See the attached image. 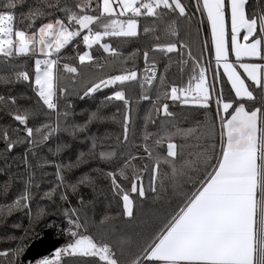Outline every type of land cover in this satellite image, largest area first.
<instances>
[{
	"label": "snow or ice",
	"instance_id": "obj_1",
	"mask_svg": "<svg viewBox=\"0 0 264 264\" xmlns=\"http://www.w3.org/2000/svg\"><path fill=\"white\" fill-rule=\"evenodd\" d=\"M251 3L0 0V72L4 73L0 84L26 83L32 93L0 95V109L15 122L0 125L5 151L25 146L20 189L10 201L8 186L0 189V223H7L15 213L27 218V226L15 222L12 227L18 232L4 237L10 243L0 251V264H22L29 239L49 215L44 206L33 208L41 189L35 170L45 166L55 168V183L39 198L55 204L58 197L66 205L59 226L65 243L35 264H68L65 257L92 258L86 264H264V106L248 107L256 99L255 92L264 98V2L255 0L249 11ZM24 7L27 11L19 13L24 23L21 29L17 10ZM194 19L196 38L192 40L188 38ZM149 20L151 25L142 23ZM141 28L154 41L143 51L144 68L135 64L124 68L126 59L137 53L122 59L123 53L105 42L106 38L139 39ZM181 29L185 39H181ZM81 42L85 49L98 46L110 59L100 64L90 51L80 54L77 46ZM69 45L77 50L80 66L86 62L99 68L121 65L120 74L96 77L86 86L81 99L104 89L111 95H104L83 123L69 121L72 106L66 100L67 88L62 86L63 73L75 76L79 72L69 63L61 65V51ZM197 45L198 53L193 50ZM170 54L177 57L178 82L167 75L174 62ZM20 60L25 61L23 66L17 62ZM28 60L33 61L30 69ZM160 63L163 72H158ZM126 83L139 84V99L151 104L144 115L143 154L117 153L103 143L110 135L98 137L90 130L94 123H120L122 141L120 136L116 140L128 142L133 102L124 90ZM114 101L123 105L120 121L115 114L104 113ZM169 102L172 107L189 106L203 120L197 118L195 127L177 126ZM149 123L156 126L155 132L147 131ZM61 134L68 140L61 139ZM176 137H195L194 150L185 153L183 145L173 142ZM54 139L55 147H49ZM165 142L166 152H162ZM77 143L87 150L67 163L38 157L45 147L52 156H62ZM29 155L37 159L35 165ZM89 160L104 166L93 171L102 172L110 181L115 197L123 202L125 217H133V194L141 199L146 196L144 172L149 173V190L156 199L157 185L164 192L170 190L172 199L146 212L136 233L118 234L112 226L114 217L90 218L82 197L78 206L72 205L68 193L75 196L78 186L92 187L95 179L82 173L73 183L64 173L80 169ZM129 173L130 188H125L118 178L129 181Z\"/></svg>",
	"mask_w": 264,
	"mask_h": 264
},
{
	"label": "trees",
	"instance_id": "obj_2",
	"mask_svg": "<svg viewBox=\"0 0 264 264\" xmlns=\"http://www.w3.org/2000/svg\"><path fill=\"white\" fill-rule=\"evenodd\" d=\"M188 2V0H185ZM264 2V0H262ZM255 7V0H252L248 10L252 11ZM27 11V8H20L17 10V27L23 29L24 23H21V17L19 15L20 12ZM143 24L151 25V21H144ZM196 28V20L192 21V35L188 39L194 40L196 38L195 33ZM159 34V33H157ZM183 29H181V39H185ZM201 41L204 39L203 33L200 36ZM111 44L112 47H115L117 50L123 53L122 59L125 57H129L130 53H137L135 56H132L126 59L123 64L124 68H130L134 64L135 66L142 70L144 68L143 62V51L146 48H150L153 44V37L150 35H145L141 28V33L139 39L132 40H124L123 38H114L106 41ZM163 42V38H162ZM79 53L82 54L83 51H90L93 57L98 63L103 64L106 59H110L108 54L104 53L102 49L98 46L94 45L92 49H85L82 42L77 46ZM137 50H139L137 52ZM194 52H199V45H197L194 49ZM61 65L63 63H69L73 66L78 67L79 72L77 75L73 76L72 74L63 73L65 79L62 81V86L67 88L66 100L71 104V112L72 115L69 116V121L74 123H83L87 119V115L90 111L95 110L96 106L99 104L100 100L103 99L104 95H111V91L109 89H104L103 92H98L93 96L84 97V91L86 90V86L92 81V79L96 77H104L106 75L111 74H120L121 65L117 64L114 67H105L99 68L94 67L92 64L86 62V66H80L78 60V52L73 48V46L69 45L65 49L61 51ZM159 55V54H158ZM173 55V63L171 65L170 70L168 71V78L170 81L175 80L179 81V71L178 67L175 63L177 57ZM22 66L25 64L24 60L17 61ZM167 63L165 59L163 61ZM33 64L32 60L27 61V66L29 69ZM158 72H163L164 67L163 63L157 65ZM19 70H24L23 67ZM62 71V69H61ZM0 75H4L3 72H0ZM15 79L14 77H12ZM147 87V86H146ZM124 90L130 98L133 108V124L130 125L129 128V139L128 142L118 143L116 140L117 136L121 137L122 141V125L120 123H112L111 121L105 124L94 123L90 126V130L92 134L97 135L98 137H107L111 136V139H104L103 143L105 147L111 146L116 149L117 153H128L131 152L133 155L143 154L142 145L144 143L143 136L145 132V122L144 115L147 110L151 107L149 101H141L139 99L140 96V88L137 83H126L124 85ZM14 95L19 96L21 94L31 96L32 93L30 89L27 87L26 83H14V84H0V95ZM149 95H154L152 92ZM255 101L249 102L248 107H261V94L259 91L255 92ZM20 103H25L24 101H20ZM170 103V110L173 111L175 115V122L177 126L181 128L195 127V120L197 118L203 120L202 114L192 110L189 106H176L172 107ZM34 106V105H33ZM65 106V99L62 98L60 101V107L63 109ZM117 108L120 109L117 112ZM123 105L122 102L114 101L109 104L108 108L104 110V113L108 116H112L115 114L117 121L122 120L123 114ZM55 117H53V120ZM0 125H15V122L11 120L10 117H7L3 109H0ZM31 126V122H30ZM157 130L156 126L149 123L147 125V131L155 132ZM219 126L217 125V145L219 143ZM63 140H68V137L64 134L60 136ZM56 140L54 139L49 147H55ZM151 142V141H149ZM178 146L183 145V151L185 153L189 151H193L192 147L197 143L195 137L189 138L187 140L182 139L180 137H176L173 140ZM86 147L79 143L74 144L73 148L62 156H52L51 153L48 152L47 147L38 151V157L43 155L47 156L50 161L55 160L56 162L63 161L67 163L69 159L75 160L76 155L79 151H86ZM99 150V147H98ZM162 152H166V142L163 147L160 149ZM25 146L19 145L14 148L13 151L7 152L5 151V145L2 140H0V189L4 186H8L10 201L14 198V195L17 193L18 189H20V180L21 177L25 175V165L23 162ZM29 161L32 165H35L37 159L33 158L29 155ZM146 162V161H145ZM137 164H141V161H136ZM103 165L98 164L95 161L89 160V162L85 165H82L80 169H75L73 172L68 173L65 172L64 175L70 182H75V180L82 174L88 173L94 177L95 183L92 187H86L84 185L78 186V191L75 196L71 193H68L73 206H78L77 200L82 197L83 200L88 204L87 212L90 218L98 221L105 215L114 217L112 221V226L116 229L117 233H127L134 234L140 230L141 222L145 219V213L153 208H160L166 205L167 201L172 199V193L169 190L168 192H164L159 189V199L155 198V194L149 190V173H143V185L146 190L145 198L141 199L136 194H133L134 200V208H133V217H125L123 216V202L119 200V198L115 197V194L111 190L110 181L106 179L102 172H94L95 168H103ZM108 170L107 168L104 169ZM36 179L41 185L40 193L37 195L36 200L33 202V208L37 205L44 206L47 208L49 215L45 217V220L41 222L36 228L35 234L29 239L28 246L32 241L39 239L42 236V232L46 229H49L51 233L57 237L61 238L63 241L59 247L63 246L65 243V237L62 236L59 232V226H62L63 216L62 209L66 206L62 204L58 197L57 202L55 204L47 201L41 200L39 195H42L43 191H47L52 184L55 183V168L52 166H45L42 169H36ZM130 180L131 173H129V181H119L122 183V186L125 188H130ZM33 191H36L33 189ZM3 201V198H0V202ZM22 221V223L27 226V218L22 217L21 214L15 213L13 216L9 217L7 223H0V251H4L9 243L4 237L10 234L17 233L18 230L12 227L13 223ZM55 224V227H49V225ZM27 246V247H28ZM27 249V248H26ZM68 264H86L87 261L92 258H82V257H65ZM23 264V263H22ZM27 264H35V261L28 262Z\"/></svg>",
	"mask_w": 264,
	"mask_h": 264
},
{
	"label": "water",
	"instance_id": "obj_3",
	"mask_svg": "<svg viewBox=\"0 0 264 264\" xmlns=\"http://www.w3.org/2000/svg\"><path fill=\"white\" fill-rule=\"evenodd\" d=\"M62 241L61 238L55 237L49 229L44 230L42 236L32 241L27 247L24 255L21 257L22 263L27 264L46 256L50 252H53L56 247H59Z\"/></svg>",
	"mask_w": 264,
	"mask_h": 264
},
{
	"label": "crops",
	"instance_id": "obj_4",
	"mask_svg": "<svg viewBox=\"0 0 264 264\" xmlns=\"http://www.w3.org/2000/svg\"><path fill=\"white\" fill-rule=\"evenodd\" d=\"M264 105V98L261 99V106Z\"/></svg>",
	"mask_w": 264,
	"mask_h": 264
},
{
	"label": "built area",
	"instance_id": "obj_5",
	"mask_svg": "<svg viewBox=\"0 0 264 264\" xmlns=\"http://www.w3.org/2000/svg\"><path fill=\"white\" fill-rule=\"evenodd\" d=\"M264 106V105H263ZM52 252H50L49 254H47V256H50Z\"/></svg>",
	"mask_w": 264,
	"mask_h": 264
},
{
	"label": "rangeland",
	"instance_id": "obj_6",
	"mask_svg": "<svg viewBox=\"0 0 264 264\" xmlns=\"http://www.w3.org/2000/svg\"><path fill=\"white\" fill-rule=\"evenodd\" d=\"M40 58H42V57H40Z\"/></svg>",
	"mask_w": 264,
	"mask_h": 264
}]
</instances>
